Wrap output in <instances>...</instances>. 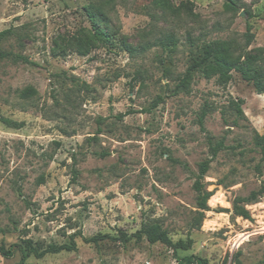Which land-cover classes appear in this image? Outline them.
<instances>
[{
	"label": "rangeland",
	"instance_id": "1",
	"mask_svg": "<svg viewBox=\"0 0 264 264\" xmlns=\"http://www.w3.org/2000/svg\"><path fill=\"white\" fill-rule=\"evenodd\" d=\"M168 1L186 3L167 10L151 0H0V31L16 32L3 48L34 63L0 62V116L21 123L0 121V245L13 250L0 264L19 263L24 239L41 250L72 234L75 250L26 262L184 264L199 257L233 264L237 257L264 264V195L245 205L251 220L231 208L264 183L253 143L254 130L264 135V94L234 70L226 85L195 72L185 90L175 89L203 42L230 41L236 54L264 46V0H231L233 9L226 0ZM90 5L102 11L98 26L111 41L82 54L77 43L91 32ZM166 36L173 47L160 45ZM27 87L34 93L21 94ZM238 98L246 119L229 104ZM209 139H223L226 148L209 163L210 210L193 227L192 185L210 156ZM149 223L172 241L190 238L191 247L117 239ZM97 234L107 237L83 239Z\"/></svg>",
	"mask_w": 264,
	"mask_h": 264
},
{
	"label": "trees",
	"instance_id": "2",
	"mask_svg": "<svg viewBox=\"0 0 264 264\" xmlns=\"http://www.w3.org/2000/svg\"><path fill=\"white\" fill-rule=\"evenodd\" d=\"M151 1L167 10H177L180 7H184L186 3L185 1H180L177 6L173 7V5H171L168 0ZM225 5L231 9L234 7L231 0H226ZM188 10L190 13H192L190 8ZM86 12L90 23L91 32L90 34L85 35V40H79L77 43V47L82 54H85L87 51L86 47L93 43H105L111 41V37L108 32L98 26L99 17L103 16L102 11L97 6L90 5L86 8ZM249 29L250 26L248 25L245 32L246 46L250 45L253 38V35L250 33ZM15 34L16 32L13 28H6L0 31V62L3 60H9L11 62H21L34 65L33 62H31L20 52H13L3 48V44ZM165 40L166 44H164V41L162 40L159 42L160 45H172V47L175 45L172 36H166ZM17 46L19 48L23 46L19 40H17ZM130 51H132V49H130ZM233 70L237 71L243 80L251 82L257 94H264V46L255 48L254 53L242 51L236 54L235 47L230 41L227 40H213L203 42L199 46L198 55L194 57L190 64L186 67L179 82L175 86V89L176 91L185 90V87L188 85L192 75L195 72H199L205 79L216 77L218 84L226 85L231 79V71ZM33 93L34 90L31 87H27L21 92L23 95H31ZM243 103L244 100L242 98L229 101V104L231 107H233L236 116L246 119L241 108ZM206 113V109L202 108L197 118V122L201 129H203V119ZM123 115L124 114H120L119 117ZM0 121L9 127L18 128L21 126L20 122H14L11 119L2 116H0ZM223 141V139L215 141L209 139L210 156L200 161L198 164L196 178L192 185L195 192L196 207V215L193 218V227L198 226L204 219L205 212L210 210L207 201L212 196L213 191L208 190L205 187L203 179L206 172L208 171L211 160L217 155L219 151L226 148ZM253 143L260 152L261 160H264V135L259 134L256 130H254ZM256 169L259 170L258 165L256 166ZM76 173L77 172L73 170L74 176H76ZM261 195H264V183L258 190L251 191L247 196L234 198L231 203L232 214L245 220H251L250 212L245 207V205L254 203ZM142 236H144L149 243L160 242L170 247L174 251L177 249L187 250L192 244V240L188 237L185 240L178 239L176 241H172V239L168 236L167 231L158 223L143 224L139 230L129 236L120 231L117 239L122 242H127L131 239V237H134L135 241H138L142 238ZM105 237L107 236L97 234L83 239L85 242L97 244L99 240L104 239ZM22 243L23 245H19L21 256L18 264H31L26 262L30 255L41 258L48 253H59L61 251H73L76 249L74 234L70 235L68 243L59 245L48 244L44 249L41 250H37L33 246L30 239H24ZM0 255L4 257H11L13 255V250L11 247L0 245ZM184 259V264L206 263L205 259L199 257H186ZM233 264H241V261L237 257H234Z\"/></svg>",
	"mask_w": 264,
	"mask_h": 264
}]
</instances>
